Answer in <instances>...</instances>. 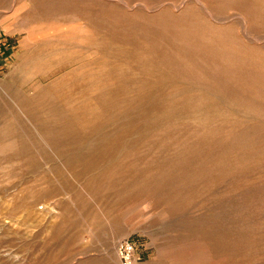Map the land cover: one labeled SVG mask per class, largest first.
Returning a JSON list of instances; mask_svg holds the SVG:
<instances>
[{"label":"rangeland","instance_id":"1","mask_svg":"<svg viewBox=\"0 0 264 264\" xmlns=\"http://www.w3.org/2000/svg\"><path fill=\"white\" fill-rule=\"evenodd\" d=\"M126 241L264 264V0H0V264Z\"/></svg>","mask_w":264,"mask_h":264},{"label":"built area","instance_id":"2","mask_svg":"<svg viewBox=\"0 0 264 264\" xmlns=\"http://www.w3.org/2000/svg\"><path fill=\"white\" fill-rule=\"evenodd\" d=\"M119 257L122 264H131L134 254V244L131 241L122 243L118 248Z\"/></svg>","mask_w":264,"mask_h":264},{"label":"bare ground","instance_id":"3","mask_svg":"<svg viewBox=\"0 0 264 264\" xmlns=\"http://www.w3.org/2000/svg\"><path fill=\"white\" fill-rule=\"evenodd\" d=\"M244 19H246V18H244ZM242 21V20H241ZM246 21V20H245ZM246 23V22H245ZM79 30V29H78ZM88 30V29H87ZM80 32V31H79ZM70 32H68V34H69ZM77 34V33H76ZM87 35V34H86Z\"/></svg>","mask_w":264,"mask_h":264}]
</instances>
